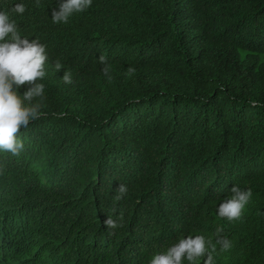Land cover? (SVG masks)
<instances>
[{
  "label": "trees",
  "instance_id": "16d2710c",
  "mask_svg": "<svg viewBox=\"0 0 264 264\" xmlns=\"http://www.w3.org/2000/svg\"><path fill=\"white\" fill-rule=\"evenodd\" d=\"M16 3L19 34L46 45L45 115L20 156L0 152V264H149L221 225L214 264H264V0H92L66 24L62 0L0 11ZM234 185L253 195L228 221Z\"/></svg>",
  "mask_w": 264,
  "mask_h": 264
},
{
  "label": "clouds",
  "instance_id": "9594fccd",
  "mask_svg": "<svg viewBox=\"0 0 264 264\" xmlns=\"http://www.w3.org/2000/svg\"><path fill=\"white\" fill-rule=\"evenodd\" d=\"M39 3V0H37ZM92 5V0H62L59 10L53 9V23H68L69 17L74 13L84 12ZM25 5L16 3L8 11H0V152L10 153L12 156H20L24 150V142L18 137L21 128L26 129L32 120L40 119L45 113L42 109L45 85L40 83L46 76L45 62L48 59L46 45L39 38L29 39L21 36L14 20L10 19L13 13L23 14ZM7 38V39H6ZM99 62L103 65L101 71L111 81L112 66L104 55H100ZM59 71L62 65L55 63ZM136 69L129 67L127 75L132 76ZM63 81L71 84V73L65 71ZM28 85L27 90L20 95L18 89L22 85ZM35 101V102H34ZM255 106V102H250ZM64 115L63 113L60 116ZM57 118H60L59 116ZM0 164V172H3ZM120 200L127 192L125 185L121 184L117 189ZM253 193L252 189H241L234 185L230 189V195L223 199L218 206V214L228 221L241 218L245 206ZM123 213L119 222L108 216L104 225L108 229H117L123 226ZM224 227L218 226L215 230L216 242L203 235H188L179 238L178 242L171 244L166 250L155 253L149 264H181L182 260L189 262L199 257H207L204 264H214L212 253L216 245L221 252L231 247V241L224 234Z\"/></svg>",
  "mask_w": 264,
  "mask_h": 264
},
{
  "label": "rangeland",
  "instance_id": "374dc122",
  "mask_svg": "<svg viewBox=\"0 0 264 264\" xmlns=\"http://www.w3.org/2000/svg\"><path fill=\"white\" fill-rule=\"evenodd\" d=\"M261 59L264 61V53H261Z\"/></svg>",
  "mask_w": 264,
  "mask_h": 264
}]
</instances>
